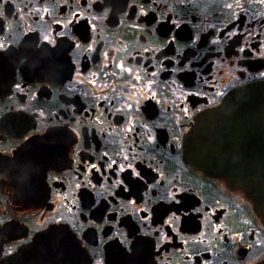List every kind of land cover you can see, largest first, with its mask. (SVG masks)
Here are the masks:
<instances>
[{"label":"flooded vegetation","instance_id":"af4514ba","mask_svg":"<svg viewBox=\"0 0 264 264\" xmlns=\"http://www.w3.org/2000/svg\"><path fill=\"white\" fill-rule=\"evenodd\" d=\"M251 84L264 0H0V263L56 227L80 264L264 260L252 201L185 158Z\"/></svg>","mask_w":264,"mask_h":264},{"label":"water","instance_id":"95a60500","mask_svg":"<svg viewBox=\"0 0 264 264\" xmlns=\"http://www.w3.org/2000/svg\"><path fill=\"white\" fill-rule=\"evenodd\" d=\"M185 158L198 171L241 191L264 225V85L235 89L198 116L187 138ZM29 250L28 255L20 250L0 264H25L28 256L37 264H80L75 238L59 227L34 239ZM38 254L45 261L38 262Z\"/></svg>","mask_w":264,"mask_h":264},{"label":"snow or ice","instance_id":"6c2138e0","mask_svg":"<svg viewBox=\"0 0 264 264\" xmlns=\"http://www.w3.org/2000/svg\"><path fill=\"white\" fill-rule=\"evenodd\" d=\"M137 175H139V173H137ZM167 211H170V209H168ZM165 214H167V212Z\"/></svg>","mask_w":264,"mask_h":264}]
</instances>
